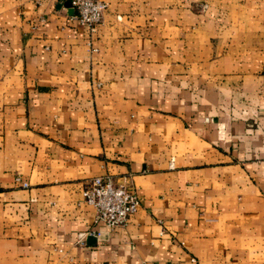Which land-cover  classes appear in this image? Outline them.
Returning <instances> with one entry per match:
<instances>
[{
	"label": "crops",
	"instance_id": "crops-1",
	"mask_svg": "<svg viewBox=\"0 0 264 264\" xmlns=\"http://www.w3.org/2000/svg\"><path fill=\"white\" fill-rule=\"evenodd\" d=\"M107 1L0 0V264H264V0Z\"/></svg>",
	"mask_w": 264,
	"mask_h": 264
},
{
	"label": "built area",
	"instance_id": "built-area-1",
	"mask_svg": "<svg viewBox=\"0 0 264 264\" xmlns=\"http://www.w3.org/2000/svg\"><path fill=\"white\" fill-rule=\"evenodd\" d=\"M69 1L73 16L83 26L94 29L103 19L108 7L107 0H56ZM91 43V42H90ZM16 180H20L16 177ZM22 186L28 182L20 181ZM83 199L95 209V221L109 227L124 224L136 212L140 204L137 192L124 180L111 174H98L91 177L82 190Z\"/></svg>",
	"mask_w": 264,
	"mask_h": 264
},
{
	"label": "water",
	"instance_id": "water-1",
	"mask_svg": "<svg viewBox=\"0 0 264 264\" xmlns=\"http://www.w3.org/2000/svg\"><path fill=\"white\" fill-rule=\"evenodd\" d=\"M64 4H65L66 6H69V5H70L69 1H65Z\"/></svg>",
	"mask_w": 264,
	"mask_h": 264
}]
</instances>
